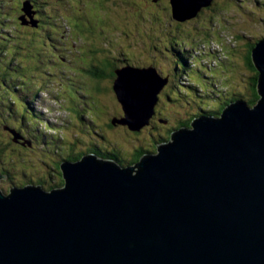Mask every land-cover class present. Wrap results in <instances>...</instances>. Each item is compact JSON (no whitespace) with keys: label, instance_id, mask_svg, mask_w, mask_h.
I'll return each mask as SVG.
<instances>
[{"label":"water","instance_id":"obj_1","mask_svg":"<svg viewBox=\"0 0 264 264\" xmlns=\"http://www.w3.org/2000/svg\"><path fill=\"white\" fill-rule=\"evenodd\" d=\"M170 2L186 20L213 0ZM252 61L253 106L198 117L127 166L87 153L61 163V186L0 190V264H264V37ZM115 72L119 122L139 131L168 79L154 67Z\"/></svg>","mask_w":264,"mask_h":264},{"label":"rangeland","instance_id":"obj_2","mask_svg":"<svg viewBox=\"0 0 264 264\" xmlns=\"http://www.w3.org/2000/svg\"><path fill=\"white\" fill-rule=\"evenodd\" d=\"M23 1L0 0V11H11V2L14 3L12 8H16ZM154 2L155 0H37L35 4L44 18L38 22L43 23V34L39 32L37 35L48 39L40 50H50L48 45L53 44L50 50L54 54L53 63L45 69L37 70L39 80L30 88L24 85L20 91L18 83L13 86L14 81L9 83L11 86L8 85L9 89H14L7 96L12 109L6 110L0 117V142L10 140L11 135L6 132L8 125L15 127L13 124H16L34 140L35 145L32 150L13 146L0 158V169L3 170L0 176H6L0 178L1 190L9 193L11 186L26 184L22 180L25 167L28 175L34 174L33 178L49 175L46 163L59 161L62 156L73 154L71 151L76 153L91 146H99L131 153L139 147L151 149L155 141L157 144L161 140L163 143L167 142L169 132L164 135L165 131L175 128L180 121L194 115V112L212 111L209 108L197 111L191 108L198 104L195 96H201L198 100L203 105L202 96L206 91L201 90L202 86L210 84L215 87L214 90L207 88L211 97L239 89L243 92V98L250 99L249 82L252 72L246 67L242 54L249 50L251 42L264 37V0H241L244 7L240 5V1L232 3L228 0H215L211 8L202 11L199 17L186 20L173 18L170 0H162L159 5H154ZM140 14L144 16L142 21ZM32 18L36 19L34 16H26L28 21H32ZM4 25H9L10 35H15L16 25L13 21L6 20ZM160 28L164 30L158 34L153 32ZM238 34L243 37L240 40L234 39V50L237 51H232L230 59L227 50L232 45V37ZM43 37L33 41L27 38L24 45L18 44L20 38H14L13 41L8 38L5 42L10 44L4 53L9 57L3 69L7 72L17 71L20 76L16 78L24 80L31 75L33 59L39 67L48 64L49 59L39 53V43H43ZM0 38L2 39L1 36ZM54 38L57 42H53ZM208 40L209 46L199 45ZM175 41H184L185 47L176 45ZM166 44L171 50H196L194 57L189 56L187 59L191 68H197V64H212L214 67L208 71L199 66V77L194 76L197 81H192L188 74L184 78L175 70V53L162 49L166 48ZM99 48L108 52H98ZM201 50L207 51L199 53ZM81 57L83 59L80 60ZM61 58L65 60L62 61ZM105 58L116 59L114 61L117 66L112 67L114 72L130 66L119 62L121 58H128L134 65L154 67L158 74L168 79V84L160 91L162 99H158L151 123L140 131H133L120 122L114 124L115 120H121L124 115L122 105L113 90L116 72L115 76H110L111 69L108 73L103 71V76L97 79L88 71L91 64L98 66V60L102 64ZM81 62L86 64V70L81 69L80 64L84 65ZM184 67L186 66L181 62L180 68ZM179 81L183 82L176 89L172 88L173 83ZM5 84L0 83V88L5 89ZM194 85L199 87V92L192 89L191 86ZM15 89H19L18 94ZM5 106L4 96L0 107ZM25 147L32 148L33 143L30 145L26 142ZM50 149L59 155L51 154ZM148 152L147 154H153L156 150ZM54 175V179L45 180L44 187L48 188L60 181L59 176L52 174ZM44 187L42 188L45 189Z\"/></svg>","mask_w":264,"mask_h":264},{"label":"trees","instance_id":"obj_3","mask_svg":"<svg viewBox=\"0 0 264 264\" xmlns=\"http://www.w3.org/2000/svg\"><path fill=\"white\" fill-rule=\"evenodd\" d=\"M16 1H19V0H16ZM24 1H26V0H24ZM24 1L23 2H19L18 4H17V6H16V8H12V6L14 5V3L13 2H15V1H13V2H11L10 3V6H11V11H9V10H7V11H4V10H2V11H0V36L2 37V39L0 38V83H2V82H5L6 84H5V89H2V88H0V102L2 101V97H6V105L7 106H5L4 108H1L0 107V117L5 113V111L6 110H9L11 107H12V103L9 101V99H8V92L9 91H14V89H9V87H8V85L9 86H11V84H9L10 82H12V81H14V83H13V86H15V83H18L19 84V86H20V91H21V88H22V86H24V85H26V87L27 88H30V87H32V85H33V83H35V82H38V74L39 73H37V70H39V69H45V68H47L48 66H50L52 63H53V58H52V56L54 57V54H53V52L52 51H50L51 49H52V46H53V44H51L50 45V43H49V45H48V49H50V50H40V48L42 47V46H45L46 44H47V38H45V36L43 37V36H41V35H37L39 32L41 33V34H43L41 31V27L43 26V23H40V24H37V26H34V25H32L31 23H30V21H28V20H26V16H25V19H22L21 17L24 15V11H23V7H24ZM30 3H31V5H32V7H33V9H32V11L34 12L35 11V14L33 15L36 19H34V18H32L33 20H37V22H39V21H43L44 20V18H43V16H42V14H41V12H40V8H38V6H36V2H37V0H28ZM161 1L162 0H155V2H154V5H159V4H161ZM213 1H215V0H213ZM228 1H231L232 3H234V2H238V1H240L241 2V0H236V1H234V0H228ZM214 2H212V4H213ZM56 7H57V3H53ZM212 4L210 5V6H208V7H204V8H202V10L198 13V15L196 16V17H199L200 15H201V12L202 11H205V10H207V9H210L211 8V6H212ZM237 4V3H236ZM140 5H141V3H140ZM241 6H243L242 5V2H241V4H240ZM0 7H2V5H1V3H0ZM169 7H171V14H172V16H173V11H172V5H171V3H170V5H169ZM244 7V6H243ZM143 12V11H142ZM218 13V12H217ZM51 16H54V15H51ZM31 18V17H30ZM49 18H52V17H49ZM142 18H144V16L142 15V14H140V21H142L141 19ZM173 18H174V16H173ZM6 20H11V21H13L14 23H15V25H16V28L14 29L15 30V35H10V31H9V29H10V27H9V25H4V21H6ZM25 21H28V22H25ZM55 21V20H54ZM30 23V24H29ZM30 26V27H29ZM56 27V26H55ZM7 28H8V30H7ZM12 28H14V27H12ZM57 28V27H56ZM162 30H164L163 28H160V29H158V30H156V31H153L155 34H158L160 31H162ZM4 31H6L5 33H4ZM169 33H171L170 31H169ZM8 35V37H6L5 35ZM212 35H213V33H212ZM39 37H43V40L44 41H42L43 43H39L40 45H39V53L41 54V56H43V57H46V58H48L49 59V63L48 64H46V65H43V66H41V67H39V66H37V64H35L34 63V60L35 59H33V63H32V65H31V75L29 76V77H26L24 80H18L17 78H16V76H20V74L16 71V72H7V71H5L4 69H3V67L5 66V61L8 59V54H5L4 53V50H6V47L10 44V43H8V42H5L8 38H10L12 41L14 40V38H20L19 40L20 41H17L18 42V44H22V45H24V42H25V40L27 39V38H29L30 40H34V39H40ZM101 37H102V35H101ZM207 37V36H206ZM243 37V35L242 34H238V35H236V36H233L232 37V40L230 41V43L232 42V45H230L229 46V50H227V53H230V55H229V58L231 59V54H232V51H237V50H234V39L235 40H240L241 38ZM254 39H256L255 37H253ZM263 38V37H262ZM5 39V40H4ZM51 39V38H50ZM56 38H54V40H53V42H57L56 40H55ZM260 38H257L256 39V41H254V42H251L250 43V48H249V50H245L244 51V54H242L243 55V61H244V63L246 64V67H248V69L249 70H251V72H252V74H251V77H250V82H249V86H250V92H251V96L249 97L250 99H245V98H243L242 96H243V92L242 91H240L239 89L238 90H236V91H231L229 94H227L226 92H223L224 94H222L221 96H218V97H216V95H214L213 97H211V95L207 92V88H209V89H213L214 90V88L215 87H212L210 84H209V86H202V91L203 92H205V95H203L202 96V103H203V105L200 103V101L198 100V98L199 97H201V96H195V99L197 100V102H198V104H196L194 107H192L191 106V108H194V111H197V110H199V109H205V108H209V109H211L212 111H209V110H200L201 112H194L195 113V116H191L190 117V115L187 117L188 119H185L184 121H180L179 122V124L175 127V128H171V129H168L167 130V132L165 131V133H164V135L167 133L168 134V132H169V140L171 139V135H172V133L173 132H175L176 130H178V128L179 127H189V126H187L188 125V121H190V124H191V122L194 120V118H198V117H204V116H208V117H210V116H212V117H217L218 115H220L222 112H223V110L226 108V106L229 104V103H231V102H237V101H246L250 106H253L257 101H258V98H259V95H258V90H257V81H258V71H257V69H256V67H255V65H254V63H253V61H252V50L254 49V47H255V45H256V42L259 40ZM52 41V40H51ZM41 42V41H40ZM183 42L184 41H175V44L176 45H181V47L182 46H184L183 45ZM212 42L214 43L215 41L214 40H212ZM3 43L5 44V45H3ZM209 43H210V40H208V42H206V41H202V42H200L199 43V45H203V46H209ZM156 48V46H153V48ZM165 47L166 48H162V49H165L164 51H172L173 53H175V56H176V58H175V61H176V68H175V70H177V72L179 71V74L182 76V77H184V78H186V74H188V76L191 78V80L193 81L195 78H194V76H197V77H199L198 76V73H199V68L200 67H204V68H206V69H208V71H210V68H213L214 66L212 65V64H209V65H205V64H203V65H201L200 66V64H197V66L199 67H197V68H191V67H189V64H188V62H187V59H188V57L189 56H191V57H194V55H195V53L197 52L196 50H193L194 52H192L191 50H171L169 47H168V44H166L165 45ZM174 47H175V45H174ZM185 47V46H184ZM183 48V47H182ZM8 49V48H7ZM158 50V49H157ZM91 51H95V50H91ZM99 51H106V52H108V50H103L102 48H99V50H98V52ZM109 51H113V50H109ZM148 51H153V50H148ZM203 51V52H202ZM205 51H207V50H201V51H199V53H204ZM3 55H4V57H3ZM81 59H83V57H81L80 58V60ZM61 60L63 61V60H65V58H61ZM114 60H116V59H114ZM113 59H108V58H105L104 59V61L102 62V64H101V62H100V60H98V66H96V65H94V64H91V66L89 67V72H90V74H91V76H93V77H95V78H100L101 76H103V75H101V72L103 73V71H106L107 73L109 72V71H111L112 70V67H114V66H117V64H116V62L114 61ZM104 62H107L106 64L104 63ZM119 62H124V64L125 65H130V66H135V67H140L141 66V64H132L131 63V59H119ZM181 62H183V64H184V66H186V67H184V68H180V65H181ZM224 63H227L226 61H223ZM82 64H84V65H81L80 64V66H81V69L82 70H86V64L85 63H83V62H81ZM74 64H76L75 62H74ZM106 65V66H105ZM105 66V67H104ZM217 66V65H216ZM73 68H75L76 70H78V68L77 67H75V66H72ZM109 69H111V70H109ZM81 70V71H82ZM114 70V69H113ZM111 71V72H109L110 73V76H115V72L114 71ZM181 71V72H180ZM100 73V74H99ZM213 73H215V72H213ZM192 74V75H191ZM216 74V73H215ZM212 78H215L214 76H212ZM194 81H197V80H194ZM180 82H183V81H179L178 83H173V86H172V88H177V85L178 84H180ZM208 85V84H207ZM195 86V87H194ZM194 86H191L192 87V89H194V91H198V86L197 85H194ZM206 87V88H205ZM97 88V87H96ZM19 89H15V91H16V94H18V91H19ZM199 92V91H198ZM226 94V95H225ZM168 95V94H167ZM161 96H162V94H161ZM161 96H158V98L159 99H162V98H160ZM211 98V99H210ZM158 105V104H157ZM199 105V106H198ZM12 109V108H11ZM168 121V120H167ZM15 127H13V126H9L8 125V132L10 133V134H12V136L14 137V139H17V138H19V136H20V133H19V131L18 130H22L19 126H17L16 124H13ZM111 125L112 126H115L114 124H113V122H111ZM12 130H15L16 131V134H17V136H15V134L12 132ZM168 139V138H167ZM168 140V141H169ZM163 142V141H162ZM72 143H73V141L72 142H70V144L72 145ZM156 141H155V144H153V147L150 149V148H147V149H144L143 147H139V151L138 152H136V155L137 154H139V155H137V156H134L133 158H134V160L135 161H138V160H140L141 158L140 157H138V156H140L144 151H146V150H156ZM154 145H155V147H154ZM13 146H15L17 149L18 148H20V146L19 145H17V144H15V143H13L12 141L10 142V140L8 141V140H5V142H0V158L6 153V152H8V151H10V150H7V149H9V148H11V147H13ZM53 146H54V144H53ZM34 148V147H33ZM32 148V149H33ZM96 147H94V146H91L90 148L88 147L85 151H80V152H76V153H74L73 151H71L73 154H70V155H68V156H62V158H66V159H68V158H70V156L71 155H74V156H77V157H79V159H76V161H73V162H77V161H79L80 160V158H82L84 155H83V152L84 153H87V152H91V151H93L94 149H95ZM22 150H28V149H25V148H21ZM31 149V150H32ZM36 152V151H35ZM34 152V153H35ZM50 152H51V154H53V155H59L56 151H53L52 149H50ZM47 153V152H46ZM120 153L122 154V155H124L123 157L125 158V157H127L128 158V156L130 157V152L128 153V152H126L125 151V153L123 154V151H120ZM60 154H62L61 152H60ZM81 155H83L82 157H81ZM41 157V156H40ZM110 158H112V159H115L114 157H111V156H109ZM116 160V159H115ZM64 161H68V160H64ZM64 161H62V162H64ZM61 162V163H62ZM134 162V161H133ZM59 162H55V161H53L52 163H49L50 165L52 164L53 166H55L56 168L57 167H60V170H61V163H60V165L58 164ZM51 165V166H52ZM18 168V167H17ZM16 168V169H17ZM0 171H3V170H1L0 169ZM5 171V170H4ZM22 173L25 175V176H23V178L24 179H28V178H26L27 176H30V175H28V172H27V168L25 167V168H23V171H22ZM22 178V179H23ZM64 182V181H63ZM58 184H57V186H60L61 184H62V182L61 181H59V182H57ZM53 187H55V185H53ZM53 187H51V189L53 188Z\"/></svg>","mask_w":264,"mask_h":264},{"label":"flooded vegetation","instance_id":"obj_4","mask_svg":"<svg viewBox=\"0 0 264 264\" xmlns=\"http://www.w3.org/2000/svg\"><path fill=\"white\" fill-rule=\"evenodd\" d=\"M193 116H195V114L193 115ZM219 116V115H218ZM190 121H188V125L187 126H189L190 127ZM180 128H182V127H180ZM19 131V133H20V136H19V138H17V139H14V137L12 136V134H10L8 131H6L7 133H9L11 136H10V140L13 142V143H15V144H17V145H19L21 148H25V149H32L33 147H34V145H35V143H34V140L32 139V138H30V137H28L24 132H23V130H18ZM26 142L27 143H29L30 145H32V143H33V147L32 148H27V147H25L26 146ZM139 148H135L132 152H131V157H129L128 156V158L127 157H123L124 155H122L121 153H120V151H123V154L125 153V150H120V149H117V148H112V149H103V148H101V147H96L93 151H89V152H87V153H95V154H97L99 157H101V158H106V157H109V156H111V157H114L116 160H117V162L118 163H121V164H128V163H135V162H137V161H135L134 160V156H137V155H139V154H137L136 155V152H138L139 150H138ZM149 150H146V151H144L140 156H138V157H140V158H142V156L144 155V154H147V153H149L148 152ZM152 151V150H151ZM153 151H155V150H153ZM87 153H84L83 152V155H85V154H87ZM83 155H81V157L83 156ZM76 159H79V157H77V156H74V155H71L70 156V158H68V159H66V158H61V160H59V161H55V162H59L58 164L60 165V163L62 162V161H64V160H68V161H76ZM81 159V158H80ZM134 161V162H133ZM46 165H47V168H48V170H49V175H42L43 176V178H33L32 177V175H34L33 173H31V175L30 176H27L26 178H28V179H22V180H24L25 182L24 183H26V184H23V183H21V185L19 186V187H23L24 185L26 186V185H33V186H36L37 184H38V186H42V187H44V185L46 184L45 183V180H49V179H54L56 176L54 175V176H52V174H56V175H58L59 176V179H60V181L62 182V184L61 185H63L64 184V180H63V174H62V171L60 170V167H55V166H53L52 164V166L49 164V163H46ZM0 173H2V171H0ZM41 174V173H40ZM1 175V174H0ZM24 175V174H23ZM25 176V175H24ZM57 182H55V184H53V185H55V186H57ZM53 185H51L52 187H53ZM60 185V186H61ZM14 186H16V185H13V186H11L10 188H9V191H10V189L11 188H13ZM51 186L50 187H48V188H46V187H44L46 190H51ZM1 190V189H0ZM3 191V190H2Z\"/></svg>","mask_w":264,"mask_h":264},{"label":"bare ground","instance_id":"obj_5","mask_svg":"<svg viewBox=\"0 0 264 264\" xmlns=\"http://www.w3.org/2000/svg\"><path fill=\"white\" fill-rule=\"evenodd\" d=\"M157 69H158V68H157ZM167 84H168V83H167ZM158 99H159V98H158ZM157 104H158V103H157ZM157 104H156V107H157ZM156 107H155V109H156ZM223 111H224V110H223ZM222 113H223V112H222ZM222 113H221L219 116H217V117H220V116L222 115ZM154 114H155V113H154ZM123 117H124V115L122 116V118H123ZM152 117H153V116H152ZM204 117H208V116H204ZM210 117H212V116H210ZM194 119H196V118H194ZM116 122H119V120H115V121H114V124H116ZM150 123H151V119H150L149 124H150ZM191 123H192V122H191ZM149 124H147V125H149ZM145 126H146V125H145ZM145 126H144V127H145ZM176 126H177V125H176ZM191 126H192V124L190 125V127H182V128H191ZM142 128H143V127H142ZM182 128L179 127L178 130H179V129H182ZM140 130H141V129H140ZM140 130H139V131H140ZM176 131H177V130H176ZM161 143H163L162 140H161ZM161 143H160V144H161ZM106 158L109 159V160L116 161L115 159H112V158H110V157H106ZM18 187H19V186H18ZM5 193H6V192H5Z\"/></svg>","mask_w":264,"mask_h":264}]
</instances>
